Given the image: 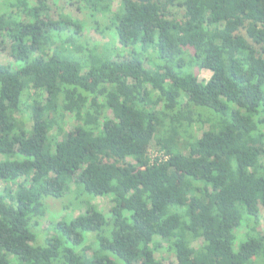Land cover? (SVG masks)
Wrapping results in <instances>:
<instances>
[{
    "label": "trees",
    "instance_id": "obj_1",
    "mask_svg": "<svg viewBox=\"0 0 264 264\" xmlns=\"http://www.w3.org/2000/svg\"><path fill=\"white\" fill-rule=\"evenodd\" d=\"M79 1L100 51L85 19L0 0V264L264 262V0ZM73 189L84 211L37 244Z\"/></svg>",
    "mask_w": 264,
    "mask_h": 264
},
{
    "label": "rangeland",
    "instance_id": "obj_2",
    "mask_svg": "<svg viewBox=\"0 0 264 264\" xmlns=\"http://www.w3.org/2000/svg\"><path fill=\"white\" fill-rule=\"evenodd\" d=\"M48 6V15L52 20H57L60 15H69L74 19H78L83 21L84 19L89 24V26H85L84 33L88 38L90 44H95L98 46V50L103 49V47L109 43L110 41V31L106 30L105 27L108 25V20L101 19L99 24L96 27V24L92 22V19H100V16L97 17H85V15L78 8L82 6V3L79 0H45ZM115 45V44H114ZM0 61L3 64H8L12 62L10 56H8L7 44L3 43L0 46ZM154 63V62H153ZM152 63V64H153ZM147 66H150L149 63H146ZM211 76V72L207 70H201L198 73V79L200 81H207ZM110 116L111 113L109 114ZM28 114L22 115L21 112L16 113L17 125L21 127L22 124L25 126H29L30 122L28 119ZM74 125V119L71 115H66L64 121V130L68 132ZM201 133L199 132L198 135ZM148 154L150 159H154L159 156L157 150L155 148L154 142L150 144L148 147ZM2 184L0 183V188ZM74 190V189H73ZM74 191L72 193L66 194L63 198L53 199L47 197L44 199V203L46 205V214L45 217L38 220V225L34 232L37 235V244L43 245L45 240L53 237L54 232L51 229L52 224L58 221H68L70 218H74L77 215L81 214L85 205L82 201H86L89 199L87 196L76 197L74 195ZM91 204L95 207L99 208L106 216L109 214V209L111 207L110 197L102 196L92 198L90 200ZM261 221H264V213L261 212ZM264 223V222H263ZM240 229L235 230L237 236L240 234ZM88 239H92L90 236ZM165 248V244H162ZM199 242L195 243L194 246L197 247ZM155 260L159 261L160 264H176V259L170 252H162L158 251L154 253ZM249 264H264L262 259L255 258Z\"/></svg>",
    "mask_w": 264,
    "mask_h": 264
}]
</instances>
